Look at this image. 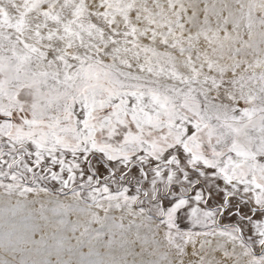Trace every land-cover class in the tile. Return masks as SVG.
I'll list each match as a JSON object with an SVG mask.
<instances>
[{"label":"snow or ice","instance_id":"6c2138e0","mask_svg":"<svg viewBox=\"0 0 264 264\" xmlns=\"http://www.w3.org/2000/svg\"><path fill=\"white\" fill-rule=\"evenodd\" d=\"M0 264H264V0H0Z\"/></svg>","mask_w":264,"mask_h":264},{"label":"rangeland","instance_id":"374dc122","mask_svg":"<svg viewBox=\"0 0 264 264\" xmlns=\"http://www.w3.org/2000/svg\"><path fill=\"white\" fill-rule=\"evenodd\" d=\"M72 219H75V217H72Z\"/></svg>","mask_w":264,"mask_h":264}]
</instances>
